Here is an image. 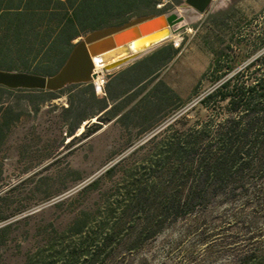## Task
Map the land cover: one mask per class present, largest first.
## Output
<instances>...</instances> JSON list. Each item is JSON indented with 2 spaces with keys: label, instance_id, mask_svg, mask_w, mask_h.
<instances>
[{
  "label": "rangeland",
  "instance_id": "374dc122",
  "mask_svg": "<svg viewBox=\"0 0 264 264\" xmlns=\"http://www.w3.org/2000/svg\"><path fill=\"white\" fill-rule=\"evenodd\" d=\"M183 4L164 12L183 21L166 42L179 52L157 76L185 105L163 109L152 128L137 118L112 121L86 138L76 131L71 141L60 117L64 97L35 113L26 95L0 96V115L8 109L12 117L0 135V264H228L250 235L264 234V166L257 159L222 193L170 207L172 198L183 202L203 185L200 159L216 153L214 134L229 114L217 101L199 103L214 87L200 81L214 52L230 46L221 72L244 73V81L255 76L247 64L264 55V0H214L203 15ZM48 42H30L31 55H10L2 69L43 73ZM124 65L102 76L99 96ZM86 123L94 122L83 129ZM172 143L185 146L181 161L168 151ZM251 155L261 156L257 147Z\"/></svg>",
  "mask_w": 264,
  "mask_h": 264
},
{
  "label": "trees",
  "instance_id": "16d2710c",
  "mask_svg": "<svg viewBox=\"0 0 264 264\" xmlns=\"http://www.w3.org/2000/svg\"><path fill=\"white\" fill-rule=\"evenodd\" d=\"M40 2L45 5L40 6ZM180 2L181 0H174L172 3H164L163 0H38L37 4L25 6L20 11L7 12L5 9L0 14V28L1 21H8L12 26L13 40L9 43L4 37L0 38V68H3L2 64L12 62L8 58L10 55L23 60L24 54L29 56L33 53L36 45L26 46V35L34 40L49 36L42 56L48 63L44 66L46 70L39 75L50 76L63 64L75 38L83 37L92 30L120 23V13L124 14L125 20L150 13L161 14ZM160 4L162 6L156 8ZM113 18L118 19L116 23H113ZM55 22L57 24L52 28L51 24ZM9 29L5 27L6 36L10 33ZM42 49L43 47H37V51ZM224 49L214 52L212 62L200 79H210L214 86L199 101L200 105L207 107L209 103L217 101L225 104L229 113L219 123L214 134L219 148L215 154L200 159L199 171L203 185L189 189L183 202L181 198H172L169 202L172 210L187 207L195 200H203L210 193H222L231 179L250 169L254 159L258 160V165L264 166V55L247 64L245 69H252L255 76L244 81V73L241 72L229 77L222 74L223 60L227 57ZM178 52L179 48L171 43H164L121 72L109 75L101 96L92 84L68 86L59 92L11 91L0 87V96L26 95L30 103H37L35 113L44 103L64 97L66 106L60 108V117L66 136L72 137L71 141L77 138L76 131L88 120H97L99 123H93V129L86 123L80 134L83 138L99 131L103 124L133 118L148 123L149 126L145 128L147 130L155 125L152 123L156 121H152L163 109L174 113L185 105L184 100L157 76L159 70L172 61ZM228 69L232 70L233 66ZM3 70L17 71L11 67ZM197 87H194L193 93ZM11 119L9 110L5 109L0 115V135L4 128L9 127ZM15 120L18 121L19 116ZM194 146L195 142L188 147ZM256 147L261 154L259 157L251 155ZM168 149L175 154L177 161L183 159V151L186 149L184 145L172 143ZM246 241L232 251L228 264H264V234H252Z\"/></svg>",
  "mask_w": 264,
  "mask_h": 264
},
{
  "label": "water",
  "instance_id": "95a60500",
  "mask_svg": "<svg viewBox=\"0 0 264 264\" xmlns=\"http://www.w3.org/2000/svg\"><path fill=\"white\" fill-rule=\"evenodd\" d=\"M213 1L184 0L183 7L191 15H203ZM182 21L183 17L175 12L151 14L88 32L73 43L66 60L53 75L0 69V87L37 92H59L73 85L96 87L98 77L168 42Z\"/></svg>",
  "mask_w": 264,
  "mask_h": 264
},
{
  "label": "crops",
  "instance_id": "0c3cea01",
  "mask_svg": "<svg viewBox=\"0 0 264 264\" xmlns=\"http://www.w3.org/2000/svg\"><path fill=\"white\" fill-rule=\"evenodd\" d=\"M61 1H63V0H61ZM163 2L164 3H166V1H164L163 0ZM38 3V0H34V2H32V3H29V0H2L1 1V5H0V14L2 13V12H5V9H6V11L7 12H16V11H20V10H22V9H24L25 8V6H28V5H34V4H37ZM41 3V2H40ZM43 5H45V3L43 2V3H41L40 4V6H42L43 7ZM52 6H54V5H50V7H52ZM162 6V4H160V5H157L156 6V8H160ZM151 14H155V13H150V14H147V15H139V16H133V17H130L129 19H127V20H125V16H124V14H122V13H120V23H118V24H111V25H107V26H104V27H102V28H105V27H109V26H119V25H123L124 23H126V22H128L130 19H133V18H136V17H141V16H148V15H151ZM1 17V16H0ZM112 20H114L113 21V23L115 22V21H117L118 19L117 18H113ZM116 23V22H115ZM1 28H0V31L2 32L1 34H0V38H3L4 37V40H6V41H8L9 43H11V41L13 40V36H12V34H11V28H12V26L10 25V24H8V21H6V20H3V21H1ZM57 23L55 22V23H52L51 24V26H52V28L56 25ZM9 25V26H8ZM45 26V25H44ZM5 27H9L10 29H9V32L10 33H8V35L6 36V33L4 32L5 31ZM102 28H99V29H102ZM26 29V31L28 30L27 28H25ZM95 30H98V29H95ZM92 31H94V30H92ZM91 32V31H90ZM4 33V34H3ZM45 37H49V36H44V37H39V38H45ZM80 38H82V37H78V38H75L73 41H72V45H73V43H75L77 40H79ZM25 39H26V46H28V44H29V41H30V39H32V38H30L28 35H26V37H25ZM32 41V43H33V41H34V39H32L31 40ZM34 45V44H33ZM69 54V53H68ZM146 55V54H145ZM145 55H143V56H141V57H139L138 59H136V60H133V61H130L128 64H126V65H124L123 67H121L120 68V70H118V71H116L115 73H119V72H121L124 68H126L127 66H130V65H132L134 62H136L137 60H139V59H141L142 57H144ZM68 56V55H67ZM67 58V57H66ZM66 60V59H65ZM64 60V61H65Z\"/></svg>",
  "mask_w": 264,
  "mask_h": 264
},
{
  "label": "bare ground",
  "instance_id": "6f19581e",
  "mask_svg": "<svg viewBox=\"0 0 264 264\" xmlns=\"http://www.w3.org/2000/svg\"><path fill=\"white\" fill-rule=\"evenodd\" d=\"M103 84V79L102 77H98L96 80V87L99 88L101 87ZM93 122H95V120H93ZM83 131V126L78 130V133H81Z\"/></svg>",
  "mask_w": 264,
  "mask_h": 264
},
{
  "label": "built area",
  "instance_id": "2783aa9c",
  "mask_svg": "<svg viewBox=\"0 0 264 264\" xmlns=\"http://www.w3.org/2000/svg\"><path fill=\"white\" fill-rule=\"evenodd\" d=\"M97 90H98L99 92H101V87L97 88Z\"/></svg>",
  "mask_w": 264,
  "mask_h": 264
}]
</instances>
